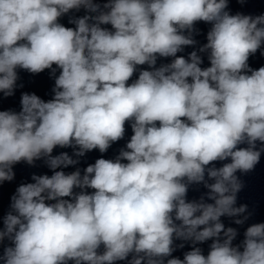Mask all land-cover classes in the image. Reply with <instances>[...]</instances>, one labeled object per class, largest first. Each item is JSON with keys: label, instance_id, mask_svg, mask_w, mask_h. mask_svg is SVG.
<instances>
[{"label": "clouds", "instance_id": "clouds-1", "mask_svg": "<svg viewBox=\"0 0 264 264\" xmlns=\"http://www.w3.org/2000/svg\"><path fill=\"white\" fill-rule=\"evenodd\" d=\"M227 6L108 0L102 10L93 0H0V92L14 94L18 68L62 70L52 100L24 93L19 113L0 111V182L11 181L21 161L43 158L53 170L78 162L67 153L52 156L56 146L72 147L75 156L103 153L123 138L126 121L134 133L115 161L97 159L83 176L54 171L19 186L0 229V243L11 241L3 264H114L130 254L129 264H164L174 238L213 243L207 256L193 247L167 264H264V223L248 227L233 246L237 231L220 220L246 211L235 207L243 186L236 173L253 170L264 152V67L248 65L264 43V15H231ZM81 7L98 14L70 21L75 29L58 23ZM197 21L212 24L200 49L209 52L205 69L195 51L176 57L195 44ZM157 56L176 58L155 68ZM144 64L153 70L127 85ZM193 183H203L214 203L188 202Z\"/></svg>", "mask_w": 264, "mask_h": 264}]
</instances>
